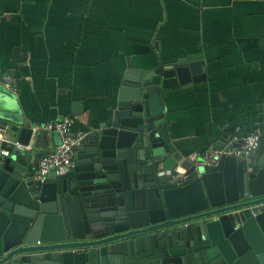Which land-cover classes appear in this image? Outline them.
Masks as SVG:
<instances>
[{
	"label": "water",
	"instance_id": "obj_1",
	"mask_svg": "<svg viewBox=\"0 0 264 264\" xmlns=\"http://www.w3.org/2000/svg\"><path fill=\"white\" fill-rule=\"evenodd\" d=\"M202 65L130 68L66 174L40 179L29 151L0 158V264H264V138L213 167L172 141L163 93L204 80Z\"/></svg>",
	"mask_w": 264,
	"mask_h": 264
},
{
	"label": "crops",
	"instance_id": "obj_2",
	"mask_svg": "<svg viewBox=\"0 0 264 264\" xmlns=\"http://www.w3.org/2000/svg\"><path fill=\"white\" fill-rule=\"evenodd\" d=\"M177 60L206 71L204 80L163 93L184 159L264 130V0H0L4 138L19 142L22 128L33 129L21 161L38 169L61 143L47 123L80 116L70 129L87 137L106 120L130 68Z\"/></svg>",
	"mask_w": 264,
	"mask_h": 264
},
{
	"label": "built area",
	"instance_id": "obj_3",
	"mask_svg": "<svg viewBox=\"0 0 264 264\" xmlns=\"http://www.w3.org/2000/svg\"><path fill=\"white\" fill-rule=\"evenodd\" d=\"M2 82L7 90L15 92V79L13 77L5 76L2 78ZM82 119L80 116L74 118L66 117L62 120L50 121L43 127L47 132H58L61 136V143L40 159V179L53 172L58 175L66 174L75 165L74 158L76 149L86 141L87 137L84 133H73L70 128L75 121H82ZM6 130L0 123V152L3 156L9 157L12 150L24 151L29 148V146H24L17 141H9L4 138ZM263 135L258 130L242 138L237 145L233 144L237 143L238 139H233L227 146L222 148H209L202 153L201 157H190L187 159V162L199 164V161H201L202 165L213 167L222 158H236L238 160L250 159L261 142ZM2 143H6L8 148H3ZM177 171L178 173L185 172L181 166L177 168Z\"/></svg>",
	"mask_w": 264,
	"mask_h": 264
},
{
	"label": "trees",
	"instance_id": "obj_4",
	"mask_svg": "<svg viewBox=\"0 0 264 264\" xmlns=\"http://www.w3.org/2000/svg\"><path fill=\"white\" fill-rule=\"evenodd\" d=\"M258 130L261 131L262 133L264 132V130H263L261 127H256V129H255L254 131L256 132V131H258ZM253 133H254V132H253ZM263 134H264V133H263ZM262 139H263V137H262Z\"/></svg>",
	"mask_w": 264,
	"mask_h": 264
}]
</instances>
